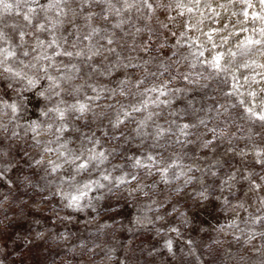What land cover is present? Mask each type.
Segmentation results:
<instances>
[{"label": "clouds", "instance_id": "obj_1", "mask_svg": "<svg viewBox=\"0 0 264 264\" xmlns=\"http://www.w3.org/2000/svg\"><path fill=\"white\" fill-rule=\"evenodd\" d=\"M0 264H264V0H0Z\"/></svg>", "mask_w": 264, "mask_h": 264}]
</instances>
